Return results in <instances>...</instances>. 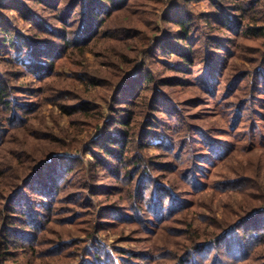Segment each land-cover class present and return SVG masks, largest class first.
Instances as JSON below:
<instances>
[{"label":"trees","instance_id":"trees-1","mask_svg":"<svg viewBox=\"0 0 264 264\" xmlns=\"http://www.w3.org/2000/svg\"><path fill=\"white\" fill-rule=\"evenodd\" d=\"M129 1L11 0L8 5H0V53L24 49L27 52L24 71L39 79L47 78L55 74V63L66 52L82 51L100 34L107 35L102 31L104 24L115 12L127 7ZM203 1L213 10L194 11L192 4ZM36 4L54 12L60 27L47 28L44 23L35 21V33L24 41V35L9 24L3 11L15 9L23 18L31 20ZM174 13L175 16H169ZM163 19L175 24L176 35L154 36L147 43L135 75H129L115 88L106 119L101 110L90 114L89 104H70L76 96L72 90L67 89L68 93L63 95L55 94L66 99L59 103L65 114L80 112L98 122L99 134L88 142L83 152L67 155L51 151L40 158L21 152L18 158L23 162H18L19 165L0 167V264H23L21 258L24 264H122L117 262L122 255L108 259L103 255L95 257L90 246L82 247L71 238H61V232L56 239L46 237L47 226L63 221L69 227L82 217L85 225L79 230L88 235L92 231H106V227L116 221L155 227L186 208L185 198L158 174L166 165L144 154L151 147L147 138L164 133L151 128L157 106L161 104L162 111L168 114L172 111L177 116L170 120L177 122L171 128L174 141L167 145L170 144L168 149L176 154L178 165L188 166L183 169L182 177L191 183V188H202L196 178L204 162L201 158L209 157L207 150L219 148L220 158H223L233 146L225 145L224 141L215 143L212 135L220 129L202 128L201 135L196 137L191 130L194 125L186 121L183 107L174 106L166 98L167 86L186 85L192 78L194 87L204 90L208 99L229 98L218 107L228 110L227 121H238L233 128L242 127L252 147L257 143L264 145V0H177ZM130 30H126L129 36ZM240 38L247 44L243 43L242 48L251 52L247 58L251 66L227 74L233 56L231 47ZM18 39L23 40L21 45ZM250 43L253 44L250 46ZM159 54L180 61V65L162 61L171 71L188 74L197 66L196 71H201L200 79L196 82L193 75L180 81L176 75L156 77L154 66ZM21 73L13 66L0 68V144L8 132L4 130L6 127H20L35 111L36 103L24 102V94L35 95L38 90H44L19 86ZM236 93L239 98L230 100ZM255 100L259 102L258 107ZM252 114L256 117L250 116ZM245 116L246 125L241 126ZM203 143H207V148ZM156 145L167 150L164 144L157 142ZM243 151H246L244 147ZM25 157L30 160L28 165L27 160H23ZM256 168L254 175L236 174L223 182L237 188L242 200L236 201V207L226 204L220 216L209 215L206 221L212 228L210 231L200 233L189 227L192 233L183 231L178 235L175 248L163 253L149 252L145 259L140 258L138 252L128 250L131 259L123 260L126 264H142L143 260L144 264H264V184L259 173L261 167ZM108 179L114 180L116 185L97 183ZM104 196L110 200L106 207H102L100 201ZM65 201L86 210L71 209L69 214L57 217L61 210L59 205ZM103 218L106 220L102 221ZM67 229L64 230L68 234ZM39 246L43 247L39 249Z\"/></svg>","mask_w":264,"mask_h":264},{"label":"rangeland","instance_id":"rangeland-1","mask_svg":"<svg viewBox=\"0 0 264 264\" xmlns=\"http://www.w3.org/2000/svg\"><path fill=\"white\" fill-rule=\"evenodd\" d=\"M174 1L177 0L129 1L127 7L115 12L104 24L102 31L107 32L108 36L100 34L84 47L83 52L80 50L66 52L55 63V74L47 78L39 79L24 71L23 61L27 55L24 49L12 50L10 53L1 52L0 68L7 69L13 66L22 72L20 80L17 82L19 86H30L44 90H38L35 95L24 94L22 98L24 102L36 103L35 111L28 116L27 122L20 127L13 129L6 127L4 129L8 132L0 144V167H3V164L19 165L22 161L20 157L18 158L21 152L32 155L33 158H40L51 151H58L67 155L68 152H83L88 142L99 134L100 129L96 127L98 122L80 114V112L75 115L65 114L60 110L59 103L66 101V99H60L55 94L61 92L60 95H63L68 93L66 92L67 89L72 90L76 96L70 100V104L76 102L89 104L90 114L95 115V111L101 110L102 116L106 119L109 115L107 107L115 88L121 85L129 75H135V71L142 60L143 49L147 43L152 41L154 36L161 38L164 34L170 37L176 35L178 28L175 24L170 20L163 19L171 11ZM10 2L11 0H0V5H8ZM192 5L194 11L213 10L207 1ZM34 7L36 11L33 12V19L31 20L23 18L15 9H8L5 12L1 9L9 24L24 35V41L31 39L35 33V21L44 23L47 28H50L51 25L60 27L59 22L53 16L54 12L44 8L42 4H36ZM173 15L175 16L176 13L169 16ZM127 29H131V36L127 34ZM23 40L18 39L17 42L21 45ZM243 43L245 41L240 38L231 47L233 56L229 60L227 74L251 66L247 63V58L251 52L242 48ZM157 57L158 62L157 64L155 62L156 66H154L156 77L164 78L176 75L180 81L193 75L196 82L200 79L201 71H196L197 66L192 67L191 72L188 74L175 72L171 71L169 66L167 67L162 61L168 60L171 65H180L179 60L176 58L170 59L165 54H159ZM189 81L192 82L186 85L167 86L166 98L174 106L180 105L183 107L186 121L194 125L191 130L196 137L201 135L200 129L202 128L220 129L212 135L215 143L224 141L225 145L230 144L233 148L223 158H220L222 153H220L219 148L213 151L208 149L209 157L201 158L204 162L201 166L199 165L201 172H198L200 174L196 178L199 184L197 185L200 186L201 184L202 188L198 190L191 188V183L182 177L183 171L188 166L186 164L179 166L178 161L175 160L176 154L168 149L170 144L167 145V142L172 143L174 141L175 134L171 128L177 122L176 120L174 122L170 120L175 119L177 116L172 111H169V114L168 111H162L161 107L163 105L159 104L157 106V110L152 114L154 115L153 121L155 124L153 123L151 128L159 132L164 131V133L158 134L156 138L154 136L147 138L151 147L144 154L146 158L153 156V161L166 165L161 172L156 171H159L158 174L160 173L162 181L172 185L185 198L186 208L171 215V218L169 217L165 224L155 227L145 223L116 221L113 226H107L106 231H92L90 235L86 233L85 235L79 230L85 225L82 217L77 219V223L70 224V228L65 226L66 222L56 221L55 224L47 226L48 228L44 233L46 237L56 239L58 233L61 232V238H71L78 243L76 245L82 247L90 246L95 257L103 255L108 259L112 255H122L121 258L117 259V262L126 264L127 262L123 259H131L130 250L138 252L140 258L145 259L149 252L154 254L163 253L166 249L175 248V240L178 239V235L183 231L188 234L192 233L189 227L198 229L200 233H205L206 230L210 231L212 228L209 226V222L206 221L209 215L220 216L224 212L226 204H234V207H236V201L242 200L237 188L229 187L228 184L223 183L226 178L235 177L236 174L254 175L257 170L256 167L259 165L261 167L259 173L264 184V145H258L257 143L252 147L247 140V133L243 131L242 127L237 130L233 128L238 121H227L228 110L226 107H218L227 102L229 98L208 99L204 90L194 87L192 78ZM222 92L223 90H221ZM234 95L237 96H232L230 100H237L240 96L238 93ZM255 102L256 107H258V100H255ZM91 106L95 108L91 109ZM1 116L0 110V120ZM250 116L256 117L255 114ZM96 118H98V115ZM246 122L245 116L242 119L241 126L246 125ZM157 142L164 144L167 150L158 147ZM203 145L207 148V143H203ZM243 147L246 151H243ZM24 159L27 160L26 164L28 165L29 158L25 157ZM8 173L10 175V172ZM97 183L101 186L116 185L112 179L99 180ZM99 192H102V190ZM100 201L102 207H106V205H109L108 201L110 200L104 196ZM59 206L61 210L58 211L59 215L57 217L69 214L71 209L86 210L79 207V205H73L69 201L62 202ZM182 219L183 222L180 221ZM101 220L105 221L106 219ZM66 228L70 230L68 234L64 230ZM48 243H50V240L46 245ZM41 247L43 246H39V249ZM260 252L263 251L260 250ZM21 262L24 264L25 260L21 258ZM142 264H144V260Z\"/></svg>","mask_w":264,"mask_h":264}]
</instances>
